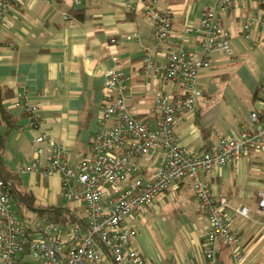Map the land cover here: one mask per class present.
<instances>
[{"label":"crops","instance_id":"0c3cea01","mask_svg":"<svg viewBox=\"0 0 264 264\" xmlns=\"http://www.w3.org/2000/svg\"><path fill=\"white\" fill-rule=\"evenodd\" d=\"M212 2L157 0L160 6L170 5L177 30L199 23ZM77 8H83L82 17L72 12ZM66 12L70 15L68 18L64 16ZM254 15L256 5L240 0L221 10L218 22L230 31L235 20L240 23L241 17H245L239 26L240 35L236 36H242L254 46L253 37L261 34L257 30L259 25L250 27L248 38L243 29L244 23ZM152 32L153 20L142 12H128L123 0H98L87 6H75L72 0H25L4 16L0 27V84L2 91L12 96L3 100L8 117L0 120V157L12 188L11 206L20 220L36 225L48 218L45 209L52 207L68 208L85 224L81 206L63 196L59 173L44 177L35 171L20 173L18 167L28 163L38 147L43 149L40 165L45 164L51 144L48 140L35 141L42 133L62 145L71 165L89 155L91 138L99 128L108 67H116L131 76L128 103L134 113L147 114L155 125L157 115L149 112L153 93L170 90L172 83L141 74L142 47L152 44ZM112 37L116 39L114 43L110 41ZM184 45L201 53L196 33L188 34ZM233 45L232 55L236 53ZM234 47L237 49L236 44ZM153 56L159 61L164 59L158 54ZM238 66L241 81L252 101V111L260 104L256 92L263 70L257 76L243 63ZM213 87L210 86L209 96L214 92ZM202 90L203 95H207V91ZM19 97L39 106L38 125L31 122L22 107L14 105ZM236 111L223 108L211 98H199L196 112L175 117L180 142L187 148L206 149L216 143L220 135L238 131L241 124L248 121L250 111L247 118L239 120L236 118L239 109ZM137 162L143 168L142 174H149V162L143 157H137ZM203 177L213 192H221L229 199L228 216L235 223L232 229L241 237L245 264H264V215L256 209L262 217L255 220L237 212L240 205L246 204L243 201L257 200V191L263 187L264 153L251 154L238 164L218 165ZM178 201L183 205L177 204ZM170 212L181 213L185 218L171 223L166 216ZM134 222L139 227L131 246L144 257L153 261L177 258L182 264H199L203 260L209 219L194 196L191 180L185 178L158 193L153 201L144 205L137 218H128L125 225ZM100 246L106 256L105 264H117L101 243ZM222 246L219 245V263L233 264L229 251ZM18 259L32 260L27 253L19 255Z\"/></svg>","mask_w":264,"mask_h":264},{"label":"built area","instance_id":"2783aa9c","mask_svg":"<svg viewBox=\"0 0 264 264\" xmlns=\"http://www.w3.org/2000/svg\"><path fill=\"white\" fill-rule=\"evenodd\" d=\"M24 1L0 0V27L4 16ZM96 1L72 0V3L87 6ZM239 1L215 0L199 23L177 30L170 5L160 6L157 0H123L128 12H142L153 20V42L142 47L141 74L172 83L170 90L153 93L149 112L157 115V121L152 125L150 116L133 112L127 100L131 76L108 67L99 128L91 138L89 155L71 165L62 145L42 133L35 141L48 140L51 144L45 164L40 165L43 149L38 147L35 156L18 167L20 173L35 171L44 177L59 173L63 196L81 206L86 225L78 221L58 223L49 218L36 225L27 224L11 206L9 181L0 177V264H105L100 243L117 264H182L177 258L153 261L144 257L131 246L138 223L127 226L125 222L137 218L144 205L158 193L185 178L191 180L194 196L209 219L204 256L199 264H220V244L227 245L233 264H245L241 237L232 229L228 216L229 199L221 192H213L203 174L218 165L238 164L251 154L264 153V69L258 85L259 107L250 111L248 121L238 131L220 135L216 143L196 150L184 146L175 130L177 115L198 109V99L203 95L199 76L201 69L211 66V54H232L230 31L218 22V16L221 10ZM248 1L256 5V15L243 25L247 38L252 25H259L264 31V0ZM64 16L70 15L66 12ZM190 33L198 36L200 54L184 45ZM110 41L114 43L116 39L112 37ZM153 54L164 59L159 61ZM14 105L22 107L34 125L40 123L37 104L19 97ZM137 157L149 162V174H142ZM256 196L258 212L264 215V182ZM237 212L248 217L250 207L242 204ZM23 253L32 260L18 259Z\"/></svg>","mask_w":264,"mask_h":264},{"label":"rangeland","instance_id":"374dc122","mask_svg":"<svg viewBox=\"0 0 264 264\" xmlns=\"http://www.w3.org/2000/svg\"><path fill=\"white\" fill-rule=\"evenodd\" d=\"M212 3L214 4L215 0H213ZM244 19L245 17H241L240 23L239 21L236 22L235 20V24L230 27L231 45H237V49L233 45L236 53L232 55L225 52H213L211 54L212 65L210 67L203 68L199 76V83L201 88H204L207 91V95H202L200 99L211 98V100H213L214 102H220L223 108H228L231 112L234 113L237 112L236 109L238 108L239 112L237 113L238 117L236 116L237 120L244 117L247 118V115L252 108V101L249 92L246 90L245 85L242 83L241 75L238 72V65L240 63H243L252 70L254 75L257 76L264 68L263 28L261 26H257V30L261 33V36L256 35V37H253L256 45L250 46L249 40L243 38L242 36H236L240 35L238 30L240 24H243ZM211 85H214V92H212L209 96L208 93ZM243 202H245L251 209V212L249 214L250 217L255 220L262 217L259 213L256 212V199L252 198ZM177 204H181V202L178 201ZM166 216L168 221L171 223L177 222L178 219L182 220L183 218H185V216L181 213L174 212L167 213ZM247 221H249V219H247ZM230 223L231 227L235 224L231 218Z\"/></svg>","mask_w":264,"mask_h":264},{"label":"trees","instance_id":"16d2710c","mask_svg":"<svg viewBox=\"0 0 264 264\" xmlns=\"http://www.w3.org/2000/svg\"><path fill=\"white\" fill-rule=\"evenodd\" d=\"M72 12L77 16V17H82L83 16V8H77V9H72ZM3 87L1 86L0 84V120H4V118H7L8 115H7V111L5 110V107L3 105V100L5 98H9L11 96H9V93L8 91L6 92H3L2 91ZM260 88L257 89V92H256V95L257 97H259V94H260ZM9 96V97H7ZM6 169L5 167L3 166V163L1 161V157H0V177H3L5 178L6 180H8V176L6 174ZM11 193H12V188H11ZM46 212H47V216L49 219H52L54 221H58V222H76V221H81L79 220L78 217H76V215L74 213H71L70 210L68 208H46L45 209ZM223 249H228L227 245L223 244L222 246Z\"/></svg>","mask_w":264,"mask_h":264}]
</instances>
